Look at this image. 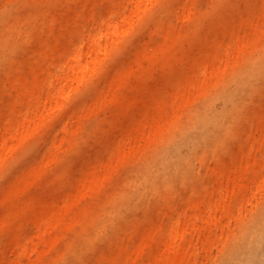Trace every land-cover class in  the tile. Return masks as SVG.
Listing matches in <instances>:
<instances>
[{
    "label": "bare ground",
    "instance_id": "1",
    "mask_svg": "<svg viewBox=\"0 0 264 264\" xmlns=\"http://www.w3.org/2000/svg\"><path fill=\"white\" fill-rule=\"evenodd\" d=\"M252 2L0 0V264H264Z\"/></svg>",
    "mask_w": 264,
    "mask_h": 264
},
{
    "label": "rangeland",
    "instance_id": "2",
    "mask_svg": "<svg viewBox=\"0 0 264 264\" xmlns=\"http://www.w3.org/2000/svg\"><path fill=\"white\" fill-rule=\"evenodd\" d=\"M206 1L207 0H195V4L199 8H202L205 5ZM246 13H247V16H249V18H251V19H253V21H255V20H257L258 17H260L264 14V6L262 9H260L255 2H252V3H250V7L246 10ZM160 42H161V37L158 35H153L150 38L151 44H158ZM211 43L217 47L218 51H221L222 47L218 43V41L211 39ZM126 49H128V48L126 47ZM219 53L220 52H217V56L219 55ZM112 63H113V61H112ZM180 83H181V80L177 81V85H179L177 87L178 89L179 88L181 89L182 85H180ZM147 128H148V126L145 127V129H147ZM0 132H1V130H0ZM259 143H261V138L258 135V137L256 138L255 143H254L253 153H255L256 156H258L260 158H264V152H262L258 147ZM31 155L32 154L29 152V150L27 152L23 151L16 159L10 161L7 164V168H6V171H4V173L11 174V173L15 172L21 166L23 158L26 157L27 159H30L32 157ZM8 169H9V172L7 171ZM10 169L12 171H10ZM3 182H4V180L1 178L0 179V186L3 185ZM214 195L211 198L208 197L207 195H205V199L207 200L209 198L212 201L214 198ZM236 213H237V204L235 203V204H233V213H232V216L230 217V223L231 224H234L235 220H237L234 218L236 216ZM207 217H208V215L205 216V218H207ZM224 226L225 225H223V227ZM222 228L218 227V228L210 229L211 230V239H209V241L204 246L199 241H197V230H194L191 232V234H189V236L191 237V241H192V247L194 248L195 254H196L195 259H194L192 264H215V263L220 261L221 250L225 247L226 236H227V234H229V231H230L226 226L224 227L223 231H222ZM200 231H203V229H201ZM211 240H212V242H210Z\"/></svg>",
    "mask_w": 264,
    "mask_h": 264
}]
</instances>
